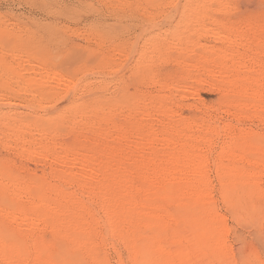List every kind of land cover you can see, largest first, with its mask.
I'll use <instances>...</instances> for the list:
<instances>
[{"label":"rangeland","instance_id":"obj_1","mask_svg":"<svg viewBox=\"0 0 264 264\" xmlns=\"http://www.w3.org/2000/svg\"><path fill=\"white\" fill-rule=\"evenodd\" d=\"M149 24L150 27L145 29V26ZM0 27L9 30L11 38H13L11 42L9 33V37L5 35L8 41L5 40L6 47L10 50L14 49L9 51L10 53L21 55L26 52L35 55L38 60L46 62V65H43L42 62L43 66H41L26 57L23 58L25 61L22 64V59L19 60L20 62L17 60L20 64L16 66L18 62L11 61L9 52H4V54L7 53V58H4L1 53L4 41L0 42V45L2 44L0 57L4 58H1L4 60L3 62L9 60L11 65L15 64L16 68L11 66L8 61L6 62L10 68L14 67L13 71L19 72L17 73L18 77L25 75L24 79H26L23 80L25 83H28L30 78L31 81H38L37 84L30 81L27 87L40 88L42 82V90L46 88V91L53 92L55 96L58 94L63 96L64 92L69 93L64 102H60L61 104L54 100L52 103L40 105L38 102L43 101V98L41 99L43 96L38 94L41 91L39 93L35 91L34 95L30 94L29 90H26L27 92L20 91L16 85L18 80L15 82L12 80L19 79L15 76L4 79L3 84L0 80V226L19 234L21 241L24 242L26 248L28 247L27 250L30 249V255L26 258L25 264H38L39 262L40 264L41 262L42 264H62L64 260L62 258L63 248L68 249L67 246L70 242L66 237V229L55 228L50 221L55 216L53 210L58 211V209L64 211L65 215H62L64 212L58 213V215L56 213L57 216L54 220L56 217L57 220L58 217L70 220L73 217V214H68L71 207L75 212L74 216L81 214L79 218H83L80 235L83 239L88 234L92 236L91 242L88 243L91 246L82 245L83 247H80L79 250L71 251V256L78 255L81 259L80 264H99L98 261H102L101 258L104 260L103 264H135L137 257L129 253L130 249L125 247L124 242L127 240L123 242L119 232L109 235L105 231L103 223L99 221L100 214L89 213L93 206L99 208L102 205L101 208H103L104 205L109 206L108 202L114 204L116 200L118 204L115 203L119 206L121 202L128 200L127 196L130 195H127L126 192L130 194L132 192L129 199L134 196L133 201L135 199L137 204L131 199L128 201L136 204L138 208L134 207L136 212H133V205H130V212L127 208L125 211V213L128 211L127 216L124 213L119 219L120 228L122 227L124 232L134 230L138 234L135 233V235L146 239L145 244H149L150 240L157 236L156 244L169 254L156 261V264H204L202 260L198 259L202 246L190 241L191 230L185 224L191 217L185 218L187 217L185 215L188 214L185 213L187 211L183 215L181 213L183 208L187 210L195 205L199 209L198 211L206 214L205 224L207 227L214 226L224 231L221 248L217 249V252L220 251L219 254L225 259L223 264H264V145H262L264 144V98L259 99L258 96L252 95L254 89L258 92L261 91L260 93L264 92V0H0ZM204 31H219L223 34L221 33L220 37L215 38L213 35L204 34ZM142 32H145L144 35L161 36L157 41L158 48L145 45L146 37H141L140 33ZM226 32L232 40L235 38L234 42H231L232 44L225 40ZM50 33H53L52 37ZM10 42L12 47L15 45L14 47L17 49L14 47L11 49ZM45 43L47 45H44ZM134 44L137 47L132 49ZM123 49H125V53ZM155 49L157 52L154 51ZM68 51L81 56L79 62H75L74 68L71 66L73 64L66 62L65 57L69 55ZM120 51H123V54ZM121 54L123 57L120 56ZM226 54L228 55L225 56ZM222 55L223 58H226L222 59ZM101 59L109 60L110 65L107 64L104 67ZM235 64L236 67L238 65L237 68L234 66ZM49 65L52 67L48 68ZM196 65H199V68ZM19 66H22L23 70H20L23 71L21 73L23 76L18 75L20 74ZM58 66L59 68L55 70L61 68L60 72H66H62V74L69 80L72 79L71 82L74 81L72 82L74 84L72 91L55 89L54 84L51 81L48 82V78H44L50 74L49 71L53 67ZM1 68L0 66V70ZM226 68L227 70L224 71ZM26 69L27 71H25ZM234 69L236 70L234 71ZM87 70L88 72H85ZM236 71L241 74L245 72L241 75V80L236 75L238 73H234ZM69 73L71 74L69 75ZM220 74L222 75L221 79ZM219 75L220 77H218ZM190 76L191 80L188 79ZM225 76L227 78H224ZM10 78L12 81L9 80ZM201 78L207 82L200 80L202 83L199 82L198 85L196 80ZM31 83H33L32 86ZM215 83L216 86H212ZM2 85H6V88L3 89ZM166 86H170V88ZM237 86L244 90H240ZM185 88L187 89L185 90ZM236 88L239 89V92ZM241 91L244 95L251 94L249 97L247 95L245 97L240 93ZM244 91L247 92L243 93ZM241 98H244V101ZM6 100L14 102L18 106H10ZM67 101L75 106L81 103L77 107L78 111L73 112L74 109L70 111ZM260 104H262V109ZM165 108L167 109L165 110ZM161 110L165 112L163 113ZM139 111L142 112V115L144 113L147 116H140ZM169 113L170 115H168ZM134 115L135 119L129 118ZM139 116L144 120H139L141 119ZM32 123L38 126V128L35 126L38 130L35 128L29 130L28 126ZM115 126L117 127L115 128ZM42 129L43 131H41ZM6 133L11 137H8ZM147 136H153V140L156 142L152 139L145 141L148 139ZM166 136H172L167 138L173 139L175 142L163 144ZM162 138H164L163 141H161ZM254 138L256 140L258 138L259 142H256L259 146L253 145ZM55 142L58 143V147L55 146L57 145ZM75 144L79 145L76 147L77 150L72 149ZM183 145H186V148ZM66 146L70 149H66ZM32 147L38 149L40 147L51 152L45 153L43 150L44 154H48L42 159L35 154L22 153ZM79 147L82 150H79ZM181 147L184 149L182 148V150ZM187 147L191 155H189ZM90 148L94 150L92 151ZM224 148L230 151L229 155L221 154V149ZM110 149L114 151L113 155ZM116 149L120 150L117 152ZM78 150L82 152V158L85 157V152L91 150L86 154L85 159L90 163L94 162L92 166L94 169L96 166L95 171L101 170L102 167L101 173L98 171L95 172L98 175H95L94 169H92V172H87L89 175L87 173L85 175L82 169H79V173L78 167L81 168L79 165L70 170L62 161L60 164L55 159L57 154H60L58 160H61V155L65 157V153L70 155V152L75 151L74 153L79 154ZM181 151L188 153L191 157L200 158H197V161L203 162L202 177L185 172L186 174L182 175L183 177L186 175L182 179L184 183H180L181 180L172 181L168 177L155 176L158 169L153 170V168H166L169 173L182 169V166L177 163H167L168 155L175 154L172 152L181 153ZM52 152H56V156ZM169 152L170 154H168ZM81 156L79 155V157ZM91 159H93L92 162ZM95 160L96 165H94ZM163 160L165 161L163 162ZM144 161H147V166H149L147 169ZM106 162L107 164H105ZM137 164H141L143 168ZM137 166H139V170ZM105 167L108 168L104 170ZM150 167L152 169H149ZM141 168L142 170H140ZM148 170L155 172L151 174L149 171L150 174H148L146 173ZM70 171L74 174H71ZM233 172L234 174H232ZM81 174L86 179H82L84 177L83 175L81 177ZM61 175L63 178L61 180L66 179L64 176H67L68 181L74 179L73 186H66L68 196L66 195L65 199L55 196L56 192L50 188V186L52 188L59 187ZM14 182L18 184L16 186L21 192L17 189L16 196L3 198L1 190ZM41 182L43 193L41 191L40 193L43 194V197L45 196L47 205L50 204L53 210L47 208L49 206H46L45 203L36 207L31 205V202H27L29 196L32 195L31 201L39 191L37 185L40 187ZM104 183L105 185L102 186ZM120 184L127 185V188L125 187L127 190L122 187L125 190L120 191L118 189ZM190 184L204 189L203 193L206 195L196 193L199 195L197 197L195 193L186 191L184 186L189 187ZM198 184L200 185L198 186ZM106 185L109 187L108 190L103 189V187H107ZM171 186L174 187L170 188ZM167 188H169V192H167ZM226 188L231 189L235 193L234 196L225 195ZM102 191L107 192L108 196L103 193L107 196L106 199L102 196ZM100 192L101 194H99ZM118 192H122L120 196L125 192L126 199L124 195L120 197ZM93 193H96L97 197L101 195L102 200H100L101 197L91 199L92 196H95V194L92 195ZM182 194L185 196L183 197ZM71 195H76L78 198L76 199L75 196L70 199ZM115 198L117 199L114 201ZM118 199L122 201L118 202ZM81 200L87 204L83 205L79 202L81 204L79 209L75 205ZM238 200L241 203L243 200L249 203L244 202L242 203L244 205L241 204L242 207H240V202H238L237 208H240L237 210L235 206L238 204ZM71 202L73 205L75 204L76 209L78 208L77 214ZM245 203L248 206L252 203L249 206L252 207V212H249L250 208H248L249 210L245 209L247 208ZM253 205L258 209L255 210ZM56 206L58 207L56 208ZM88 206L90 209H87ZM25 208L29 210L33 218L37 219L35 223H38L37 227L34 226V228L31 225L29 229L28 226L26 229L22 224L10 221L4 214L7 210L14 209V212H17ZM241 208L244 209V212L241 211ZM48 209L52 211L49 213ZM246 210L248 212H245ZM69 213L71 212L69 211ZM45 214L51 216L50 221H43ZM210 214L211 217H209ZM39 218L41 220L38 222ZM212 218L218 222L215 224ZM210 219H212L211 224L214 222L216 226L209 223ZM44 220L46 219L44 218ZM188 229L189 231H187ZM178 244L181 247L185 246V250L186 247L188 248L190 253L185 258L173 254ZM90 247L96 253V255L93 254L94 260L88 253ZM6 250H3L6 251L5 253L0 250V264H18L15 258H12L15 256L11 254L12 251L9 248ZM40 251L44 254L40 255ZM3 258L5 260L9 258V261H5Z\"/></svg>","mask_w":264,"mask_h":264},{"label":"bare ground","instance_id":"obj_2","mask_svg":"<svg viewBox=\"0 0 264 264\" xmlns=\"http://www.w3.org/2000/svg\"><path fill=\"white\" fill-rule=\"evenodd\" d=\"M10 25V24H9ZM150 27V24L149 25H146L145 26V29H148ZM4 27H0V42H3V45H2V47H3V52L1 51V53L3 54V56H4V58H7V53H5L6 54V56H5V54H4V52H9V51H13L14 49H13V47L15 46H13L12 47V39L13 38H11V33H10V31L8 32L7 30H4L3 29ZM6 29H7V27H6ZM7 31V32H6ZM50 31V30H49ZM6 32V33H5ZM12 32V31H11ZM44 32H46V31H44ZM8 33H9V36H10V38L11 39H9V40H11V44L9 45V46H11L10 48L11 49H13V50H10L9 48H7L6 47V43H5V40H6V36L5 35H7L8 36ZM34 33V32H33ZM33 33H31V34H33ZM43 33V32H42ZM54 33V32H53ZM53 33H50V35H51V37L53 36ZM145 33V32H144ZM144 33L142 32V33H140V35H141V37H146V43H145V45H147V46H151V47H154V48H158V45H157V41L159 40V38L161 37H158V36H150V35H144ZM203 33V32H202ZM210 34V35H213L215 38L216 37H220V35H221V33L223 34V32H219V31H216V32H214V31H212V32H210V31H204V34ZM230 33V32H229ZM35 34V33H34ZM34 34H33V36H34ZM36 35V34H35ZM50 35H48V36H50ZM225 35V34H224ZM226 35H227V32H226ZM8 36V37H9ZM35 37V36H34ZM50 37V38H51ZM235 37H237V36H235ZM240 37V36H239ZM15 38V37H14ZM36 38H37V35H36ZM40 38V37H39ZM46 38V37H45ZM223 38V37H222ZM226 39L225 40H228L230 43L233 41L234 42V40H235V38H234V40H232V38H231V36H226L225 37ZM4 39V40H3ZM31 40H32V38H31ZM38 40H40V39H38ZM43 40H44V38H43ZM42 40V41H43ZM47 40H49L48 38H47ZM46 40V41H47ZM54 40V39H53ZM52 40V41H53ZM161 40V39H160ZM236 40H239V39H236ZM256 40V39H255ZM7 41V40H6ZM33 41H34V38H33ZM41 41V40H40ZM45 41V40H44ZM50 41V40H49ZM258 41V40H257ZM8 42V41H7ZM31 42V44H33L32 43V41H30ZM37 42V41H36ZM35 42V43H36ZM48 42V41H47ZM51 42V41H50ZM227 42V41H226ZM28 43V42H27ZM34 43V44H35ZM49 43V42H48ZM159 43H160V41H159ZM158 43V44H159ZM236 43V42H235ZM234 43V44H235ZM40 44V42L38 43V45ZM51 45H52V43H50ZM232 44V43H231ZM0 45V46H1ZM7 45V46H8ZM18 45V44H17ZM22 46H23V44H21ZM21 45H19L20 47H21ZM24 45H26V44H24ZM36 45V44H35ZM44 45H47L46 43L44 44ZM132 45V44H131ZM137 45H139V44H137ZM31 46V45H30ZM34 46V45H33ZM32 46V47H33ZM41 46H43V45H41ZM49 46V45H48ZM136 45L134 44L133 46H132V49H134V47H135ZM161 46V45H160ZM37 47V46H36ZM40 47V46H39ZM45 47V46H44ZM47 47V46H46ZM45 47V48H46ZM127 47V46H126ZM137 47V46H136ZM150 47V48H151ZM14 48H16L17 49V47H14ZM50 48V47H49ZM48 48V49H49ZM130 48V47H129ZM147 48V47H146ZM161 48H163V47H161ZM15 49V50H16ZM131 49V50H132ZM165 49V48H164ZM263 49H264V46H263ZM115 50V49H114ZM117 50V49H116ZM124 50V53L126 52L125 51V49H123ZM147 50V49H146ZM49 51H51V50H49ZM73 51V50H72ZM72 51H68V53H69V55L68 54H65V55H68L67 57H65V59L67 60L66 62L68 63H71V64H73V65H71L72 67L74 66H76V65H74L75 64V62H79V60H80V54H78V53H75L74 54V52H72ZM155 52H157L156 51V49L154 50ZM250 51V50H249ZM33 52V51H32ZM122 52V54H123V51H120V53ZM130 52H132V51H130ZM17 53H19V52H17ZM67 53V52H66ZM115 53V52H114ZM113 53V54H114ZM135 53V52H134ZM1 54V55H2ZM49 54H51V53H49ZM120 55V56H122L123 57V55ZM151 54V53H150ZM160 54V53H159ZM158 54V55H159ZM9 55H10V59H11V61L13 60H15L14 62L16 63V61L18 60H23V58H30V59H32L33 61H35V62H37V63H39V65H41L42 64V62H43V65H46V62H45V60L43 61V60H38L37 58H35V55L33 56L32 54L30 55V54H28V53H21V55H19V54H14L13 52H9ZM128 55H129V53H128ZM146 55V54H145ZM224 55V54H223ZM223 55H222V59H225L226 57L225 56H227L228 54H226L224 57L225 58H223ZM131 56V55H130ZM150 56V55H149ZM234 56V55H233ZM236 56V55H235ZM54 57V56H53ZM52 57V58H53ZM126 57V56H125ZM129 57V56H128ZM127 57V58H128ZM133 57V56H132ZM145 57V56H144ZM1 58H3V57H0V60L3 62L4 60V58L3 59H1ZM101 58H103V57H101ZM106 58V57H105ZM229 58V57H228ZM40 59V58H39ZM5 60H7V59H5ZM21 60V64L25 61V60H23L22 61ZM28 60V59H27ZM31 60V61H32ZM55 60V59H54ZM150 60V59H149ZM8 61V63L10 64V62H9V60H7ZM6 61V62H7ZM17 61V62H18ZM61 61V60H60ZM101 61L103 62H100V63H102V65L104 66V67H106V65L107 64H109V60H107L106 61V59H101ZM2 62L0 63V66L2 67L1 68V77H0V80L2 81V84H3V80L5 79L6 80V78H8L9 76H15V77H18L17 76V73H19V72H17V71H13L14 69V65L12 64H10L11 66H14V67H9V64H7L6 62H3V64H2ZM20 62V61H19ZM16 63V66L18 65V64H20V63ZM12 63V62H11ZM48 63V62H47ZM67 63H66V65H67ZM80 63H81V61H80ZM83 63V62H82ZM220 64H222L221 63V61H220ZM237 64V63H236ZM236 64L234 65L235 67H236ZM241 64V63H240ZM43 65H41V66H43ZM48 65V64H47ZM101 65V66H102ZM110 65V64H109ZM200 65V64H199ZM199 65H196V66H198V68H199ZM238 65H239V63H238ZM238 65H237V67H238ZM31 66V65H30ZM82 66V65H81ZM143 66V65H142ZM193 66V65H192ZM221 66V65H220ZM223 66V65H222ZM233 66V67H234ZM241 66V65H240ZM244 66V65H243ZM47 67V66H46ZM52 67V66H51ZM50 67V65H49V67L48 68H51ZM73 67V68H74ZM83 67V66H82ZM234 67V68H235ZM236 67V68H237ZM245 67V66H244ZM244 67L242 68V69H244ZM16 68V67H15ZM18 68V67H17ZM24 68V67H23ZM33 68V67H32ZM57 68H59V66L58 67H56V68H52L49 72H50V74L46 77H44V78H48V82H50L51 81V83H53L54 84V88L56 89V88H61L62 89V91H72L73 90V88H74V84L72 83V82H74V81H70V80H72V79H70L69 80V78H67V76H64L63 74H62V72L63 73H66V72H64V71H62V72H60V69L59 70H55V69H57ZM72 68V69H73ZM81 68V67H80ZM142 68H148V67H142ZM192 68V67H191ZM221 68H223V67H221ZM220 68V69H221ZM20 69H22V66H19V68H18V70H20ZM42 69V68H41ZM47 69V68H46ZM45 69V70H46ZM70 69H71V67H70ZM82 69V68H81ZM195 69V68H194ZM224 69V68H223ZM232 69V68H231ZM240 69V68H239ZM242 69H240V70H242ZM246 69V68H245ZM23 70V69H22ZM30 71H31V69H29ZM78 70V69H77ZM80 70V69H79ZM211 70H213V69H211ZM227 70V68L224 70V71H226ZM236 69H234V71H235ZM25 71H27V69L25 70ZM47 71V72H48ZM75 71V70H74ZM82 71V70H81ZM145 71V70H144ZM238 71V70H237ZM234 72L235 74L236 73H238V72ZM243 71V70H242ZM16 72V73H15ZM23 72V71H22ZM21 70H20V74H18V75H21V76H23L21 73ZM29 72V71H28ZM33 72V71H32ZM42 72V71H41ZM68 72H70V71H68ZM73 72V71H72ZM71 72V73H72ZM77 72V71H76ZM79 72V71H78ZM83 72V71H82ZM85 72H88V70L87 71H85ZM151 72V71H150ZM208 72H209V70H208ZM219 72V71H218ZM222 72V71H221ZM239 72H241V71H239ZM71 73H69V75L71 74ZM74 73V72H73ZM210 73H211V71H210ZM212 73H214V72H212ZM225 73V72H224ZM224 73H221V74H223L224 75ZM245 73V72H244ZM243 73V74H244ZM190 74V73H189ZM220 74V75H221ZM226 74V73H225ZM243 74H241V73H238V74H236L238 77H239V79L241 80V75H243ZM36 75H38V74H36ZM74 75V74H73ZM73 75H72V77H73ZM220 75L218 76V77H220ZM228 75V74H227ZM236 75H235V77H236ZM25 76V75H24ZM24 76L23 77H18L19 79H12L14 82H15V80H18L17 81V86H18V89L20 90V91H22V90H24V91H26V90H29L28 92L31 94H33V93H35V91H38V93L41 91V93H39L38 95H40V94H42V96L43 97H41V99L43 100H41L42 102H38V104L40 103V105L42 104H44V103H52V101H54V100H57L58 102H59V104H61L60 102H64V100L67 98L66 96L67 95H69V93H65L64 92V95L63 96H60L61 94H58V96H55V94L52 92H48L49 90H42V88H41V84H42V82H41V84H40V88H33V87H27V85H29L28 83L31 81V78H30V80H28L29 82L28 83H25V81H23V80H25L24 79ZM40 76V75H39ZM143 76H144V74H143ZM195 76V75H194ZM200 76V75H199ZM202 76V75H201ZM233 76H234V74H233ZM233 76H232V79H233ZM31 77V76H30ZM70 77V76H69ZM230 77V76H229ZM238 77H237V79H238ZM21 78H23L22 80H21ZM84 78V77H83ZM195 78V77H194ZM222 78V75H221V77H220V79ZM224 78H227L226 76L224 77ZM245 78V77H244ZM244 78H242L243 80H244ZM33 79V78H32ZM188 79H192L191 78V76H190V78L188 77ZM196 79V78H195ZM232 79L230 80L231 82H232V85H233V81H232ZM235 79V78H234ZM247 79V78H246ZM253 79V78H252ZM9 80H11V78L9 79ZM11 80V81H12ZM41 80V79H40ZM44 80V79H43ZM194 80V79H193ZM200 80L201 81H205V79H203L202 80V78L201 79H198V80H196V82H197V84L199 85L200 83H202V82H200ZM228 80V79H227ZM249 80V79H248ZM79 81V80H78ZM203 81V82H204ZM246 81V80H245ZM253 81V80H252ZM6 82V81H5ZM31 82H35V81H31ZM37 82L38 81H36L35 83L37 84ZM194 82V81H193ZM195 82V83H196ZM200 82V83H199ZM205 82H207V81H205ZM209 82V81H208ZM230 82V83H231ZM165 83V82H164ZM8 84V83H7ZM32 84L33 83H31V86H32ZM44 84V83H43ZM163 84V83H162ZM161 84V85H162ZM211 84V83H210ZM39 85V84H38ZM45 85V84H44ZM47 85H50V84H47ZM76 85H77V82H76ZM165 85H166V83H165ZM168 85H169V83H168ZM216 86V83L215 84H212V86ZM3 86V89L4 88H6L4 85H2ZM1 86V87H2ZM238 86H240V85H238ZM237 86V87H238ZM123 87H126V86H123ZM164 87V86H163ZM167 88H170V86L168 87V86H166ZM184 87V86H183ZM186 87V86H185ZM28 88V89H27ZM214 88V87H213ZM239 88V87H238ZM1 89V88H0ZM9 89V88H8ZM49 89V88H48ZM182 89V88H181ZM187 88H185V90H186ZM188 89H190V88H188ZM237 89V88H236ZM235 89V90H236ZM240 90H244V89H242V88H239ZM239 89H237L238 90V92H239ZM18 90V91H19ZM59 90V89H58ZM123 90H124V88H123ZM129 90V89H128ZM127 90V91H128ZM184 90V91H185ZM230 90H232V89H230ZM234 90V89H233ZM237 90H236V92H237ZM9 91V90H8ZM51 91H52V88H51ZM56 91V90H55ZM54 91V92H55ZM77 91V90H76ZM183 91V90H182ZM182 91H181V93H182ZM192 91V90H191ZM195 91V90H194ZM27 92V91H26ZM60 92V91H59ZM74 92V91H73ZM187 92V91H186ZM232 92V91H231ZM235 92V91H234ZM245 92H247V91H244L243 93H245ZM261 91H256L255 89L253 90V92H252V95L254 94V96L256 95V96H258V98L260 99L261 97L262 98H264V92L263 93H260ZM58 93V92H57ZM128 93V92H127ZM241 94H242V91L240 92ZM250 93V92H249ZM37 94V93H36ZM63 94V93H62ZM66 94V95H65ZM189 94V93H188ZM251 94V93H250ZM250 94H245V95H247V97H249V95ZM34 95V94H33ZM127 95H129V93L127 94ZM242 95H244V94H242ZM244 95V96H245ZM37 96V95H36ZM255 96V97H256ZM69 97V96H68ZM240 97H243V96H240ZM246 97V96H245ZM251 97V96H250ZM254 97V98H255ZM128 98H130V97H128ZM133 98V97H132ZM252 98H253V96H252ZM69 99V98H68ZM75 99V98H74ZM125 99V98H124ZM241 99H243L242 101H244V98H241ZM240 99V100H241ZM256 99V98H255ZM70 100V99H69ZM73 100V99H72ZM7 101V100H6ZM126 101H128V100H126ZM2 102V101H1ZM8 102V101H7ZM76 102V101H75ZM78 102V101H77ZM121 102H122V100H121ZM129 102V101H128ZM257 102H258V100H257ZM55 103V102H54ZM66 103H68V101L66 102ZM95 103V102H94ZM135 103H136V101H135ZM139 103V102H138ZM4 104H6V103H4ZM8 104L10 105V106H18L17 104H15L14 102L12 103V102H8ZM69 104V103H68ZM73 104V103H72ZM65 105V104H64ZM70 105V111H72L73 109V112L76 110V111H78L77 110V107H78V105H79V103H78V105H71V104H69ZM68 105V106H69ZM80 105H81V103H80ZM79 105V106H80ZM256 105H259V104H256ZM46 106V105H45ZM56 106H58V105H56ZM66 106V105H65ZM83 106V105H82ZM253 106H255V105H253ZM260 108L262 109V104H260ZM39 107H41V106H39ZM88 107V106H87ZM69 108H67V110H69ZM216 108V107H215ZM214 108V109H215ZM255 108V107H254ZM258 108H259V106H258ZM258 108H255V109H258ZM46 109V108H45ZM44 109V110H45ZM72 109V110H71ZM110 109V108H109ZM167 108H165V110H166ZM254 109V110H255ZM140 110H142V109H140ZM259 110V109H258ZM145 111V110H144ZM143 111V112H144ZM163 110H161V112H162ZM72 112V113H73ZM84 112V111H83ZM140 112V114L142 113L141 111H139ZM165 111H163V113H164ZM170 112V111H169ZM51 114V113H50ZM60 115H61V113H59ZM58 114V115H59ZM147 114V113H146ZM148 114H149V112H148ZM162 114V113H161ZM57 115V114H56ZM65 115H67V114H65ZM73 115H75V114H73ZM107 115V114H106ZM130 115H132V114H130ZM129 115V116H130ZM163 115V114H162ZM166 115H167V112H166ZM168 115H170V113L168 114ZM171 115H172V113H171ZM133 116V115H132ZM140 116H143V117H145V116H147V115H144V113H143V115L141 114ZM139 116V117H140ZM149 116V115H148ZM71 117V116H70ZM141 118V119H139V120H144V118ZM168 117V116H167ZM60 118H62L61 116H60ZM59 118V119H60ZM130 119L132 118H134L135 119V115H134V117H129ZM138 119V118H137ZM106 120H108V119H106ZM5 122V121H4ZM11 122V121H10ZM131 123V122H130ZM8 124V123H7ZM7 124H6V126H7ZM15 124V123H14ZM114 124V123H113ZM16 125V124H15ZM35 126H37V125H34L33 123H32V125H29L28 126V128H29V130L30 129H33V128H35ZM110 126V125H109ZM23 127V126H22ZM117 126H115V128H116ZM224 127V126H223ZM223 127H221V128H223ZM37 128H38V126H37ZM177 128V127H176ZM225 129L226 130H228V128L227 127H225ZM224 129V130H225ZM35 130H38V129H36L35 128ZM175 130V132H178V130H176V129H174ZM219 130H220V128H219ZM26 131V130H25ZM41 131H43V129L41 130ZM129 131V130H128ZM223 131V130H222ZM10 132V131H9ZM8 132V133H9ZM35 132V131H34ZM38 132V131H37ZM40 132V131H39ZM125 132V131H124ZM13 133V132H12ZM71 133V132H70ZM131 133V132H130ZM174 133V132H173ZM179 133V132H178ZM7 134V133H6ZM43 134V133H42ZM73 134V133H72ZM98 134V133H97ZM99 134H101V133H99ZM174 134H176V133H174ZM63 135V134H62ZM150 135V134H149ZM177 135H179V134H177ZM180 135H181V131H180ZM179 135V136H180ZM7 136H8V134H7ZM12 136H14V135H12ZM6 137V136H5ZM8 137H11V136H8ZM17 137V136H16ZM138 137V136H137ZM148 137V136H147ZM152 137V138H151ZM149 136L148 137V139L146 140L145 139V141H148V140H150V139H152L153 140V136ZM163 137H164V135H163ZM167 137H172V136H166V138H165V140H164V142H163V144H166V143H172V141H173V139H168ZM14 138V137H13ZM18 138V137H17ZM139 139H140V137H138ZM7 139H9V138H7ZM159 139V138H158ZM163 139L164 138H162V140L161 141H163ZM207 139V138H206ZM128 140V139H127ZM152 140H151V142H152ZM254 143H253V145H255V144H257V145H255V146H259V144L257 143V142H259V140H258V138H257V140L254 138ZM260 140H262L263 141V139H260ZM41 141V140H40ZM120 141V140H119ZM154 142H156V140H153ZM257 141V142H256ZM37 142V141H36ZM52 142V141H51ZM54 142V141H53ZM127 142V141H126ZM150 142V144H152ZM158 142V141H157ZM175 141H173V143H174ZM208 142V141H207ZM19 143H20V141H19ZM264 143V142H263ZM55 144H57V145H55V146H57L58 147V143H56L55 142ZM65 144V143H64ZM63 144V145H64ZM74 144V143H73ZM148 144V143H147ZM156 144V143H155ZM160 144V143H159ZM158 144V145H159ZM162 144V142H161V145H163ZM167 144V145H168ZM177 144V143H176ZM180 144V143H179ZM36 145V144H35ZM54 145V144H53ZM60 145V144H59ZM72 145V144H71ZM76 145V144H75ZM75 145H73V148L72 149H76L77 150V145L75 146ZM105 145V144H104ZM108 145V144H107ZM262 145H264V144H262ZM26 146V145H25ZM54 146V148H57V147H55ZM61 146V145H60ZM75 146V147H74ZM79 146V145H78ZM169 146V145H168ZM183 146H185V148H186V145H183ZM64 147V146H63ZM69 147H70V145H69ZM151 147H153L152 145H151ZM162 147V146H161ZM189 147V146H188ZM188 147H187V149H188ZM66 149H70V148H68L67 146L65 147ZM143 148L145 149V147L143 146ZM184 149V147H181V149ZM190 148H191V146H190ZM61 149H62V147H61ZM91 149V148H90ZM147 149V148H146ZM182 149V150H183ZM39 150V151H38ZM43 148H40L39 147V149L38 148H36V147H32V148H28L27 150H24L22 153L23 154H35V155H37L38 156V158H40V159H42V158H45L46 157V155L49 153V152H51L50 150H48V151H45V153L46 152H48L47 154H44V152H43ZM79 150H82V149H80V147H79ZM78 150V151H79ZM92 151L94 150V149H91ZM90 150V151H91ZM111 150V149H110ZM117 150V152H118V150H120V149H116ZM72 151V150H71ZM86 151V150H85ZM90 151H88V152H85L86 154L87 153H89ZM112 151V150H111ZM110 151V152H111ZM185 151V150H184ZM188 151H189V149H188ZM65 152H66V150H65ZM70 152V151H69ZM75 152V151H74ZM74 152H70V155H69V153L68 154H66L65 153V157H62V155H61V160H58L59 158H60V154H57V157L55 158L56 159V161H58L59 163H60V161H62L65 165H67V167L68 168H70V170L71 169H73L74 167H77L78 165L81 167V168H79L78 167V171H79V169H82V171L84 172V174L85 173H87V172H92V169H94L93 168V166H92V164L94 163V162H92V160L94 159H91V162L92 163H90V161L89 160H86L85 159V157H86V154H85V157L84 158H82L83 157V155L81 156V153L82 152H80L79 154L77 153H74ZM99 152V151H98ZM98 152H96V154H98ZM100 152H102V151H100ZM99 152V153H100ZM103 152H105V151H103ZM135 152H136V150H135ZM143 152H146V151H143ZM154 152V151H153ZM21 153V154H22ZM52 153H54V152H52ZM56 153V152H55ZM55 153H54V155H55ZM64 153V152H63ZM62 153V154H63ZM113 153H114V151H112V155H113ZM137 153V152H136ZM140 153V152H139ZM149 153V152H148ZM172 153H175V154H170V152L168 153V154H170V155H168V157H167V163L168 162H172L171 164H173V163H177V164H179L180 166H182V169H178L177 170V172H174V173H172V172H167V169L166 168H162V167H160V168H153V170L154 169H158L157 170V172L155 173L156 175L155 176H162V177H168L169 179H171L172 181L173 180H181V182L180 183H182L183 181H182V179L183 178H185L186 177V175H185V177H183L182 175H184V173L186 172H189L188 174H190V173H192V174H194V175H199V177H202V173H203V162L202 163H199L198 161H197V158H195V157H191V156H189V155H191L190 153V151L188 152L189 153V155H188V153H182V151H181V153L180 152H172ZM176 153H178V154H176ZM22 154V155H23ZM92 154V153H91ZM94 154V153H93ZM96 154H94V155H96ZM116 154V153H115ZM126 154V153H125ZM152 154V153H151ZM221 154H224V155H229L230 154V151L229 150H227L226 148H224V149H221ZM59 155V156H58ZM79 155L81 156V157H79ZM89 155V154H88ZM93 155V156H94ZM119 155V154H118ZM149 155V154H148ZM49 156V155H48ZM56 156V155H55ZM54 156V157H55ZM92 156V157H93ZM101 156V155H100ZM109 156H110V154H109ZM129 156V155H128ZM127 156V157H128ZM134 156H135V154H134ZM139 156V155H138ZM194 156V155H193ZM24 157V156H23ZM96 157V156H95ZM105 157V156H104ZM115 157V156H114ZM117 157V156H116ZM120 157V156H119ZM126 157V156H125ZM146 157V156H145ZM157 157V156H156ZM88 158V157H87ZM91 158V157H90ZM89 158V159H90ZM108 158V157H107ZM133 158H135V157H133ZM196 160H195V159ZM54 159V160H55ZM117 159V158H116ZM115 159V160H116ZM154 159V158H153ZM164 159V158H163ZM198 159H200V158H198ZM48 160V159H47ZM114 160V159H113ZM162 160V159H161ZM202 160V159H201ZM155 161V160H154ZM165 160H163V162H164ZM203 161H204V159H203ZM104 162V161H103ZM133 162V161H132ZM138 162V161H137ZM136 162V163H137ZM143 162V161H142ZM145 162V161H144ZM147 162V161H146ZM145 162V163H146ZM191 162V163H190ZM109 163V162H108ZM139 163V162H138ZM141 163V162H140ZM151 163V162H150ZM61 164V163H60ZM105 164H107V162L105 163ZM114 164V163H113ZM116 164V163H115ZM142 164V163H141ZM141 164H137V165H140L141 166ZM170 164V163H169ZM176 164V165H177ZM94 165H96V160H95V164ZM143 165V164H142ZM144 165H146L147 166V163L146 164H144ZM144 165H143V167H144ZM149 165V164H148ZM97 166H99V164H97ZM111 166V165H110ZM118 166V165H117ZM138 167L139 166H137V169H138ZM142 167V166H141ZM142 167V168H143ZM149 166H147L146 167V169L148 168ZM108 167H105V168H103L104 170H106ZM142 168L140 169V170H142ZM181 168V167H180ZM95 169H96V166H95ZM95 169H94V173L95 172H98V171H100L99 173H101V171H102V167H101V170H97V171H95ZM145 169V168H144ZM143 169V170H144ZM149 169H152L151 167L149 168ZM104 170H103V172H104ZM139 170V169H138ZM219 170H220V168H219ZM73 172H74V170H72ZM146 171V170H145ZM149 171H151V174L153 173V172H155V171H152V170H148L146 173H148V174H150L149 173ZM235 172H237L236 170H234ZM102 172V173H103ZM70 173H71V171H70ZM79 173H80V171H79ZM185 173V174H186ZM71 174H74V173H71ZM88 174V173H87ZM192 174H190V175H192ZM232 174H234V172L232 173ZM237 174V173H236ZM82 175L83 174H81V177H82ZM86 175V174H85ZM89 175V174H88ZM91 175V174H90ZM95 175H98L97 173H95ZM154 175V174H153ZM81 177H80V179H81ZM83 177H84V175H83ZM88 177V176H87ZM91 177V176H90ZM89 177V178H90ZM93 177V176H92ZM96 177V176H95ZM122 177H124L123 175H122ZM161 177V178H162ZM61 178H62V175H61V177H60V179H59V187H54V188H52V186H50V188L54 191V192H56L55 193V196L57 195V196H60V198H62V197H64L63 199H65V197H66V189H67V185H74L73 183L74 182H72V181H68V179H67V176L65 177L64 176V178H66L65 180H61ZM69 178V180H70V177H68ZM63 179V178H62ZM82 179H86L85 177L84 178H82ZM96 179H97V177H96ZM89 180V179H88ZM90 180H92L91 178H90ZM94 180H95V178H94ZM124 180V179H123ZM76 181V180H75ZM87 181V180H86ZM171 181V182H172ZM201 181V180H200ZM43 182V181H42ZM42 182L40 183V187L37 185V189H39V191L36 193V195H34L33 193V197H32V199H31V201H30V197L32 196H29V200H27V202L29 201V202H31L30 204L31 205H33V206H36V207H39V205H41V204H43V203H45V205L46 206H49V207H47V208H51L52 210H53V208L52 207H50V204L49 205H47V199L45 198V196L43 197L42 195V191H41V188L43 187V184H42ZM76 182H78V181H76ZM125 183V182H124ZM175 184H176V182H174ZM180 183H178L177 182V184H179L180 185ZM184 183V182H183ZM200 183V182H199ZM36 184H38V183H36ZM76 184V183H75ZM78 184V183H77ZM171 183H169V185H170ZM187 184H189V183H187ZM186 184V185H187ZM18 186V184L17 183H13L12 185H10L9 187H5L4 189H2L1 191V194H2V197L4 198V197H7V196H16L17 195V186ZM45 185V184H44ZM50 185H52V184H50ZM57 185H58V183H57ZM103 185H105V183L104 184H102V186ZM107 185H109V184H107ZM106 185V186H107ZM172 185V184H171ZM184 185V184H183ZM194 185V184H193ZM191 186V184H190V186L189 187H187V186H184V187H186L185 189H187L186 191H189V192H192V193H197V194H200V195H202V194H205V193H203L205 190L204 189H200L201 187H197L196 185L195 186ZM200 184H198V186H199ZM49 186V185H48ZM80 186V185H79ZM105 186V187H106ZM110 186V185H109ZM177 186V185H176ZM121 187V188H120ZM122 187H126L127 188V185L126 186H122V184H120L119 185V188L118 189H120V191L121 190H123L122 189ZM172 187H174V186H171L170 188H172ZM203 187V186H202ZM108 186L106 187V188H104L103 187V189H106V190H108ZM125 188V189H126ZM182 188H183V186H182ZM204 188V187H203ZM49 189V188H48ZM69 189V188H68ZM117 189V190H118ZM124 189V190H125ZM169 188H167V190H168ZM184 189V188H183ZM183 189H181L182 190V192H184L183 191ZM77 190V189H76ZM105 190V191H106ZM123 190V191H124ZM127 190V189H126ZM166 190V189H165ZM172 190V189H171ZM203 190V191H202ZM18 191L19 192H21L20 191V189H18ZM40 191L42 192V193H40ZM52 191V192H53ZM105 191L103 192L102 191V194L103 193H105ZM122 191V192H123ZM185 191V192H186ZM18 192V193H19ZM99 192V191H98ZM122 192H120V193H122ZM166 192V191H165ZM167 192H169V190L167 191ZM224 192H225V195H228V196H231V195H233L234 196V192L233 191H231V189H229V188H226L225 190H224ZM79 193V192H78ZM107 193V192H106ZM105 193V194H106ZM119 193V192H118ZM120 193L118 194L119 196H120ZM54 194V193H53ZM95 194V196L93 197H91V199L93 198H97L98 199V197L100 198L101 197V199L100 200H102V198L104 197V199H106V197L108 196L107 194V196L106 195H99L98 197H97V195H96V193H93L92 195H94ZM99 194H101V192L99 193ZM126 194L128 195H132V192H131V194L130 193H127L126 192ZM167 194H169V193H167ZM191 194V193H190ZM190 194H188V195H190ZM196 194V195H197ZM18 195H20V194H18ZM45 195V194H44ZM69 195H70V193H69ZM77 195V194H76ZM75 195V196H76ZM89 195H90V193H89ZM124 198H125V196H127V195H125V192H124ZM122 194H121V196L120 197H122L123 196ZM172 195V194H171ZM183 195V194H182ZM187 195V194H186ZM192 195V194H191ZM206 195V194H205ZM204 195V196H205ZM68 196V195H67ZM74 195H71V197L72 198H70V196H69V198L70 199H73V197H75ZM118 196V197H119ZM130 196H127L128 197V200H132L133 201V198H134V196H133V198H130L129 199V197ZM185 195H183V197H184ZM199 195H197V197H198ZM203 196V197H204ZM83 197V196H82ZM89 197V198H90ZM115 197V196H114ZM117 197V198H118ZM174 197V196H173ZM202 197V196H201ZM201 197H199V198H201ZM57 198H59V197H57ZM59 198V199H60ZM76 199L78 198L77 196L75 197ZM117 198H115L114 199V201L117 199ZM67 199V198H66ZM120 199H123V198H120ZM126 199V198H125ZM58 200V199H57ZM111 200H112V198H111ZM124 200V199H123ZM127 199L124 201V202H121L120 204H119V206L114 202V204H112V203H110V202H108L109 204H107V205H109V206H106V205H104L105 207H103V208H101V206L102 205H100V207L99 208H97V207H91V210H89L90 212L89 213H91V214H100V216H98L99 217V221L100 222H102L103 223V227H104V229H105V231L110 235V234H115V232H119L120 233V237H121V239H122V241L124 242V240H129V242H127V241H125L124 242V244H125V247H127V248H129L130 249V251H129V253H132V255L134 254V256L135 257H137V259H136V263L135 264H156L157 262L156 261H158V260H160L162 257H165V256H168V254H169V252L167 253V252H165L163 249H162V247H160L158 244H156V242H155V239L156 238H158L157 236H155V237H153L152 238V240H150V242H149V244H145V240L146 239H141L140 237H138L137 235V233L133 230H129L130 232H124L123 231V229H121L120 228V221H119V219L121 218V215H123L124 213H125V211L127 210V208H129V212H130V205H133V209H134V207H135V209H137L138 207H137V203L135 202V199H134V201L133 202H135L136 204H133V203H131V201H128ZM240 200H242V199H240ZM50 201V200H49ZM74 201H75V199H74ZM92 201V200H91ZM120 201H122V200H120ZM119 201V199H118V202H120ZM79 202H81V203H83V201L81 200V201H78V203H76V207H79V205L81 206V204H79ZM87 202V201H86ZM238 202H240L239 200L237 201V203ZM244 202H247V203H249L248 201H242V203H244ZM49 203V202H48ZM241 202H240V207H242L244 204H242ZM247 203H245V205L247 206V208H245V209H248V208H250V210H249V212L251 211L252 212V207H249L251 204H249V206H248V204ZM29 204V203H28ZM29 204V205H30ZM56 204V203H55ZM55 204H53V205H55ZM71 204H72V202H71ZM85 204V202L83 203V205ZM87 204V203H86ZM85 204V205H86ZM110 204H112V205H110ZM241 204H242V206H241ZM38 205V206H37ZM44 205V204H43ZM51 205H52V202H51ZM73 205V204H72ZM73 205V207L75 208V206ZM82 205V206H83ZM235 205H236V203H235ZM238 205H239V203L235 206L236 208L238 207ZM32 206V207H33ZM42 206V205H41ZM40 206V207H41ZM128 206V207H127ZM196 206V205H195ZM195 206H193V207H191V206H188V207H191V208H189V209H187V210H184V208H183V212H181L182 213V215H183V213L185 212V211H187V212H185V213H188V214H186L185 216H187V217H185V218H189L188 216H190L191 218L188 220V223L186 222H184L185 224H187V226L186 227H189V229L191 230V237L189 236V238H190V241L192 240V241H194L195 242V244H197V245H199V246H202V248H201V254H199V256H198V259L199 260H202V262L204 263V264H223V262H225V259H224V257L223 256H221L220 254H219V252H217L218 250L217 249H219V248H221V243L223 242L222 241V235H223V230L220 228V229H218V227L217 228H215L213 225H215L216 224V222H218V220L216 221V219L214 220L213 218V220H214V222H215V224H214V222H213V224H211V220L212 219H210L209 220V223L213 226L212 228H211V226L210 227H207L206 226V224H205V222H206V218H207V216H206V214H204V213H202L201 211H198L199 209H197V207H195ZM254 206V205H253ZM32 207H29V208H32ZM58 206H56V208H57ZM60 207V206H59ZM70 207V206H69ZM84 207V206H83ZM137 207V208H136ZM188 207H186V208H188ZM239 207V208H240ZM255 207V206H254ZM253 207V208H254ZM16 208V207H15ZM35 208V207H34ZM62 210H64L63 209V207H60ZM89 208V206L87 207V209ZM101 208V209H100ZM185 208V209H186ZM239 208H237V210L239 209ZM244 208V207H243ZM49 209H48V211H49ZM55 209V208H54ZM66 209V208H65ZM71 209H72V211H71ZM71 209L69 208V211L71 212V213H69V211H68V214H70V215H72L73 214V217L69 220V219H67V220H65L64 218H60L59 219V217H58V220H57V217H56V219L54 220V218H55V216H57L58 215V213H62V212H64V211H59V209H58V211H55V210H53L54 211V218H52L53 220L52 221H50V217H49V215L47 216V214H45V216H44V218L46 219V220H44V218H43V221H50L51 222V225L53 226V227H55V228H60V227H63V228H65L66 229V237L68 238V240H69V242H70V244H69V246H67V248L68 249H65V248H63V256H62V258H64V260L62 261V264H80V262H81V259H80V257L78 256V255H75L74 257L73 256H71V254H70V252L71 251H73V250H79V248L80 247H83L84 245H86V244H88V243H90L91 242V238H92V236H91V234H88L87 235V237L85 238V239H83V237L80 235V233L82 232V231H80V229L82 228L81 227V224H82V219L83 218H79L80 217V215L78 216H74L75 214V212H73V208L71 207ZM78 209V208H77ZM76 208H75V211H76V214H77V210ZM79 209H80V207H79ZM83 209V208H82ZM85 210H86V207L84 208ZM90 209V208H89ZM132 209V210H133ZM134 209V210H135ZM256 209H258V208H256L255 207V210ZM12 210V209H11ZM52 210H50V211H52ZM57 210V209H56ZM133 210V212H136V210L134 211ZM244 210V209H243ZM242 210V208H241V211L242 212H244ZM248 210H246L245 212H248ZM50 211H49V213H50ZM84 211V210H83ZM128 211L125 213V215L128 213ZM138 211V210H137ZM0 212H1V210H0ZM87 212H88V210H87ZM208 212V211H207ZM4 213V212H3ZM56 213H57V215H56ZM67 213V212H66ZM202 213V214H201ZM6 216H7V218H9V220L10 221H12L13 223H20L19 225H21L22 224V226H25V228L27 227L28 229H29V226H35V227H37V224H35L36 222H37V219L36 218H33V215L31 214L30 215V212H29V210L27 209V208H25V209H20V210H18L17 212H14V209L12 210V211H9V210H7L5 213H4ZM35 214V213H34ZM52 214V213H51ZM79 214V213H78ZM91 214H89V215H91ZM207 214H209V213H207ZM62 215H65V212L62 214ZM40 216H42V215H40ZM96 216V215H95ZM127 216V215H126ZM126 216H125V218H126ZM212 215L210 214L209 215V217H211ZM256 216V215H255ZM78 217V218H77ZM123 218H124V216H122ZM144 217V216H143ZM142 217V218H143ZM260 217V216H259ZM97 218V217H96ZM185 218H184V220H185ZM98 219V218H97ZM209 219V218H208ZM41 219L39 218L38 219V222L40 221ZM85 220V219H84ZM99 221H97V222H99ZM124 221V220H123ZM123 221H121V223L123 222ZM157 221H160V220H157ZM185 221H187V220H185ZM258 221V220H257ZM160 223V222H159ZM158 223V224H159ZM208 223V224H209ZM123 224V223H122ZM158 224H156V225H158ZM218 224V223H217ZM160 225V224H159ZM158 225V226H159ZM189 225V226H188ZM124 226V225H123ZM216 226V225H215ZM34 227V228H35ZM26 228V229H27ZM187 229V228H186ZM189 229L187 230V231H189ZM127 230V231H128ZM135 233L137 234V235H135ZM83 234V233H82ZM85 235H86V233H84ZM187 234H188V232H187ZM135 235V236H134ZM91 236V237H90ZM133 236H134V238H133ZM185 236V235H184ZM136 237V238H135ZM188 238V239H189ZM183 239H185L184 237H183ZM183 239H181V240H183ZM84 240V241H83ZM180 240V241H181ZM187 240V239H186ZM131 241V242H130ZM85 244H84V243ZM127 242V243H126ZM182 242V241H181ZM183 242H184V240H183ZM186 242V241H185ZM188 242V241H187ZM180 243V242H179ZM188 243H190V242H188ZM182 244V243H181ZM83 245V246H82ZM192 245V244H191ZM204 245V246H203ZM29 246V245H28ZM87 246H91L90 244H88ZM86 246V247H87ZM38 247V246H37ZM40 247V246H39ZM43 247V246H42ZM185 247V246H184ZM184 247H181L180 246V244H178V246H176V251L173 253V254H176V256L177 257H180V258H185L190 252L188 251V248L186 247V250L184 249ZM203 247H205L204 248V250H203ZM10 249V251H12L11 252V254L13 255H15L14 257L10 254L9 256L11 257L12 256V258H15V260H16V263H18V264H25L26 262V258L30 255V253H29V250H27V248H26V246H25V244H24V242H22L21 241V239L19 238V234H17L16 232H14V231H12V230H10V229H7V228H5V227H1L0 226V250H6V249ZM36 248V247H35ZM91 248V247H90ZM88 249V253L91 255V257H92V259L93 258H95V257H93L94 255H96V253H94L95 251H94V249L93 248H91V249ZM70 249V250H69ZM128 249V250H129ZM190 250V249H189ZM7 251V250H6ZM5 251V252H6ZM39 251V250H38ZM38 251H35V252H38ZM203 251V252H202ZM4 252V251H3ZM4 252V253H5ZM42 252H45V251H42ZM32 253H33V251H32ZM40 253V255H42V254H44V253H41V251L39 252ZM65 253V254H64ZM221 253V252H220ZM35 254V253H34ZM34 254H32V255H34ZM94 254V255H93ZM36 256H38V257H40V255H37V254H35ZM8 256V257H9ZM35 257V256H34ZM38 257H36V258H38ZM102 257V256H101ZM4 258H6L7 259V257H4ZM3 258V259H4ZM100 258V257H99ZM98 259V258H97ZM5 260V259H4ZM10 260H12V259H10ZM14 260V261H15ZM94 260V259H93ZM101 260L102 261H98V263L99 264H103V259L101 258ZM5 261H9V258H8V260H5ZM38 263V262H37ZM2 264V263H1ZM38 264H40V262L38 263ZM41 264H42V262H41ZM105 264V263H104ZM224 264H226V263H224Z\"/></svg>","mask_w":264,"mask_h":264}]
</instances>
